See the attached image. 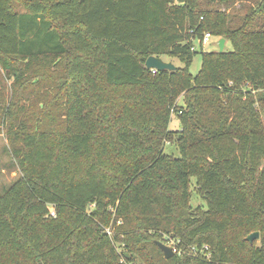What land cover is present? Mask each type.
Returning a JSON list of instances; mask_svg holds the SVG:
<instances>
[{"label": "trees", "instance_id": "1", "mask_svg": "<svg viewBox=\"0 0 264 264\" xmlns=\"http://www.w3.org/2000/svg\"><path fill=\"white\" fill-rule=\"evenodd\" d=\"M205 33L232 51L201 52L192 75ZM263 118L264 0L237 27L200 0H0V135L20 172L0 264H264Z\"/></svg>", "mask_w": 264, "mask_h": 264}, {"label": "rangeland", "instance_id": "2", "mask_svg": "<svg viewBox=\"0 0 264 264\" xmlns=\"http://www.w3.org/2000/svg\"><path fill=\"white\" fill-rule=\"evenodd\" d=\"M202 6L204 9L208 10H214L217 9L220 12H226L230 18L231 26L237 27L240 25L242 19H244L245 16L250 15L256 8L260 0H200ZM14 5L16 6V9L19 11H22L21 6L19 3L15 2ZM253 24L256 26L257 24H260L259 21L255 20ZM221 39L220 37L213 36L209 38L208 42L199 45V40H193V47L196 52V54L193 57L191 66H190V73L192 75H196L200 68H201V52L202 53H216L219 51L218 49V41ZM224 51H232V47L228 41H225ZM162 60L167 63H172L175 67H182V63H180L179 60L175 58H169V57H162ZM52 70H46L45 72L49 73ZM56 75L48 76L43 81H47V86L55 85L54 83V77ZM39 96H36V99H42L45 101L47 99V96H50V92H44L43 90L39 91ZM50 94V95H49ZM183 100L182 98H179L177 100V105H182ZM264 121V118H263ZM169 130L171 131H178L180 130V124L178 119L173 114L171 116V121L169 123ZM9 147L6 138L3 135H0V195L6 190L20 175L19 169L17 167L16 161L12 159V157L9 154ZM164 154L173 156L175 158H179L180 154L175 145H165L163 148ZM195 179H191V186H190V205L191 208L194 210L196 208H202L203 210H206V203L205 201L197 194L196 191V184ZM50 213L53 212V210L50 208ZM120 222L118 221V224ZM107 231L112 233V230L110 227L106 228ZM254 233V232H252ZM250 233V234H252ZM258 233V239L255 240L253 243L256 247H259L261 245L260 242V233ZM234 234L237 235V239H234V243L238 245V240L242 238L244 235L243 231L238 230L234 231ZM248 234L247 236H249ZM245 237V239L247 238ZM167 239V243L165 245L172 247L173 242L169 237H165ZM175 254V253H174ZM150 257L152 258V262L154 264H162L158 262V258L156 255L151 254ZM139 262L136 261L135 264H138Z\"/></svg>", "mask_w": 264, "mask_h": 264}, {"label": "water", "instance_id": "3", "mask_svg": "<svg viewBox=\"0 0 264 264\" xmlns=\"http://www.w3.org/2000/svg\"><path fill=\"white\" fill-rule=\"evenodd\" d=\"M224 46H225V40L223 38L219 39V41H218V49H219L218 53L223 52ZM144 66L146 69L156 71V72H161L164 70L173 71L176 69V67L172 63H167V62L163 61L161 58L155 57V56L148 57L144 63ZM257 239H258V233L254 232V233L250 234L249 236H247V238L245 240L247 242H249L250 244H252L253 241H255ZM156 245L158 246L159 250L162 252L164 259L167 260V259L173 257L174 252H173L171 247L165 245L162 242H156ZM39 264H42V263H39Z\"/></svg>", "mask_w": 264, "mask_h": 264}, {"label": "built area", "instance_id": "4", "mask_svg": "<svg viewBox=\"0 0 264 264\" xmlns=\"http://www.w3.org/2000/svg\"><path fill=\"white\" fill-rule=\"evenodd\" d=\"M210 37H211V35H210L209 33H205V34L203 35V38H202L201 44L203 45V44L207 43ZM107 233H109V232L107 231ZM172 250H173L174 253H176V250H175V249L172 248ZM122 262H123V261H122ZM125 264H133V263H125Z\"/></svg>", "mask_w": 264, "mask_h": 264}]
</instances>
